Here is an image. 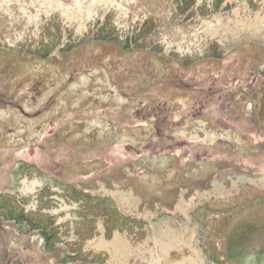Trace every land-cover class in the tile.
<instances>
[{"label":"rangeland","instance_id":"374dc122","mask_svg":"<svg viewBox=\"0 0 264 264\" xmlns=\"http://www.w3.org/2000/svg\"><path fill=\"white\" fill-rule=\"evenodd\" d=\"M173 1L0 0V193L37 199L48 187L59 225L78 208L65 186L109 199L143 235L99 222L86 250L107 264H210L208 223L264 212V0H197L190 20ZM108 19L121 39L150 19L161 26L138 49L78 45ZM53 21L61 46L29 55ZM0 238L12 260L63 264L36 233L0 223Z\"/></svg>","mask_w":264,"mask_h":264},{"label":"trees","instance_id":"16d2710c","mask_svg":"<svg viewBox=\"0 0 264 264\" xmlns=\"http://www.w3.org/2000/svg\"><path fill=\"white\" fill-rule=\"evenodd\" d=\"M196 1L174 0L176 14L178 13L180 17L183 16L189 20L193 19V8ZM216 1V7L226 2V0ZM248 1L250 5L255 6L260 5L262 0ZM202 9L205 10L206 15L214 12L213 9L210 10L205 4L197 10ZM158 25L161 26L158 22L150 19L140 28L135 29L133 34L128 33L124 39H121L119 30L108 19L103 24L93 27L77 43L79 45L89 38L97 42L115 43L123 50L135 49V47L138 49L144 47L147 37L153 36L152 33L159 32ZM49 28L44 27L45 35L49 39L48 42H45L47 44L38 45V47L31 49V52H28L30 53L29 55L45 59L61 46L63 39L61 26L59 24L55 25L53 21L52 26H49ZM141 39L144 40L141 42ZM156 42L157 44L155 45H158V41ZM77 43H67L68 45L60 50V54L64 55L71 51ZM151 43L153 44V42ZM22 165L23 167L18 169V174L21 177H32L36 168L29 164ZM56 187L59 186L55 185ZM62 191L61 198L78 206L74 210L76 219L73 222L59 225L58 217L50 213L56 206H52L50 200L47 203H43L42 198L53 199L55 195L50 193L48 187H45L37 199L29 196L21 197L19 195H10V193H0V223L4 225L11 224L15 231H18L23 236H30L36 233L42 239L46 253L55 256L60 251L59 260L63 264H107L108 255L106 253H102V251L94 253L86 250L87 243L98 235L96 228L102 220L104 225L110 230L119 229L121 233H126L130 238L131 236L143 235V229L136 225L137 223L134 219L122 220L109 199L99 200L91 196H84L74 186H65ZM33 201L38 202L36 210L32 208ZM49 204L51 207L46 206ZM253 212L250 216H246L247 218L241 217L243 220L240 219L238 222H235V219L243 213L241 211H239V214H231L207 224L211 227V231L202 241L201 249L210 264H264V212ZM71 237H74V240H71ZM2 246L3 244L0 245V264H22L20 260H12V253L5 246Z\"/></svg>","mask_w":264,"mask_h":264}]
</instances>
